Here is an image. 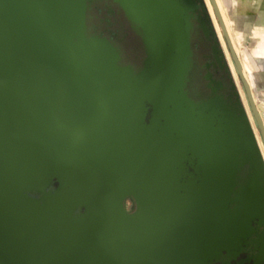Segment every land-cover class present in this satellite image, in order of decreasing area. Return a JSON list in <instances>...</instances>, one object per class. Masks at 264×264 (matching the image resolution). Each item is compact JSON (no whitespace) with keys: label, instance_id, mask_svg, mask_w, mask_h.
I'll list each match as a JSON object with an SVG mask.
<instances>
[{"label":"water","instance_id":"obj_1","mask_svg":"<svg viewBox=\"0 0 264 264\" xmlns=\"http://www.w3.org/2000/svg\"><path fill=\"white\" fill-rule=\"evenodd\" d=\"M111 1L137 69L92 0H0V264H264V160L204 0ZM192 22L226 96L186 91Z\"/></svg>","mask_w":264,"mask_h":264},{"label":"flooded vegetation","instance_id":"obj_2","mask_svg":"<svg viewBox=\"0 0 264 264\" xmlns=\"http://www.w3.org/2000/svg\"><path fill=\"white\" fill-rule=\"evenodd\" d=\"M87 26L91 33L106 38L120 51L122 63L137 69L144 58L140 37L131 28L122 10L111 0H92L87 11ZM191 50L192 65L188 74L186 91L195 101L209 95L206 88L207 73L212 79L226 87L221 93H229L225 69L220 67L214 58L212 40H207L195 22H192ZM129 208V206H128Z\"/></svg>","mask_w":264,"mask_h":264},{"label":"crops","instance_id":"obj_3","mask_svg":"<svg viewBox=\"0 0 264 264\" xmlns=\"http://www.w3.org/2000/svg\"><path fill=\"white\" fill-rule=\"evenodd\" d=\"M223 3L227 8L228 14L232 16L236 23L235 28L236 31L238 30L239 32H237L240 33L242 52L249 59L254 68L253 74L257 80L258 91L263 93L261 85L264 84V0H223ZM258 33L260 35H258ZM249 35H252L251 37L253 38ZM254 36L256 37L254 38ZM254 40L255 43H253ZM229 67L230 69L232 68L231 66Z\"/></svg>","mask_w":264,"mask_h":264},{"label":"bare ground","instance_id":"obj_4","mask_svg":"<svg viewBox=\"0 0 264 264\" xmlns=\"http://www.w3.org/2000/svg\"><path fill=\"white\" fill-rule=\"evenodd\" d=\"M204 3H205V6H206V9H207V12H208V14H209V16L211 18L212 25L214 27V30H215V33H216V36H217L219 42L221 41L220 38L222 39L223 37H225V42L227 44V49H228V55H229L231 60H232V58H231V55H230V52H229V48H228V41H229V43H230V45L232 47V50H233L234 55L236 56V59H237V62H238L239 71H240V73L242 74L243 78L246 81V84L248 86L250 95L252 97L253 104L256 107V110H257V112H258V114L260 116V120H261V122L263 124V121H264V102H262L261 99L258 96V84H257L256 77L253 74L254 73V68H253L251 62L249 61V59L245 56V54H243L244 56H243V60H242L241 58H239V56L236 53V51L239 49V46L242 45L241 40H240V35H239L240 33H238L239 31L237 30L238 31L237 32L236 28H235L236 27V23H235L234 19L232 18V16L230 17V16H228L226 14L227 10H226V6L223 3V0H204ZM239 3H241V2H239ZM240 7H241V5H240ZM238 10H237V12H238ZM234 12H236V11H234ZM239 12H240V10H239ZM258 35H260V34L258 33ZM219 36H220V38H219ZM255 37L256 36H254V38ZM251 38H253V37H251ZM256 42H258V41H256ZM259 42H260V40H259ZM253 43H255V40L253 41ZM226 44H224V45H226ZM251 44H252V42H251ZM220 45H221V48H222L221 42H220ZM248 50H249V48H248ZM223 52H224V50H223ZM225 57H226V54H225ZM232 62H233V60H232ZM233 64H234L235 69H236L237 74H238V69L236 67V64L234 62H233ZM244 108L246 110L250 125L252 127L251 119H250V116H249V112L247 111V108L245 106H244ZM249 110L251 112L250 106H249ZM251 114H252V112H251ZM252 116H253V114H252ZM262 117H263V120H262ZM253 118H254V116H253ZM263 127H264V125H263ZM252 131H253L254 137L256 139V135H255V131H254L253 127H252ZM256 142H257V139H256ZM257 144H258V142H257ZM258 147H259V144H258ZM259 150L261 152L260 147H259ZM261 155H262V158L264 160L262 152H261Z\"/></svg>","mask_w":264,"mask_h":264},{"label":"rangeland","instance_id":"obj_5","mask_svg":"<svg viewBox=\"0 0 264 264\" xmlns=\"http://www.w3.org/2000/svg\"><path fill=\"white\" fill-rule=\"evenodd\" d=\"M226 10H227V8H226ZM226 14H227L228 16H230V15L228 14L227 11H226ZM230 17H231V16H230ZM219 38H220V36H219ZM222 39H223V40H222ZM222 39L220 38V40H221L220 42H221V44H222V48H223V50H224V53L226 54V59H227V62H228V64H229V66L232 67V68L230 69V70H231V73H232V76H233L234 81H235V83H236V86H237V88H238V91H239V94H240L241 100H242L244 106L247 108V111L249 112V116H250V119H251V124H252V127H253L254 131H255V135H256L257 142H258V144H259V147H260L261 152H262L263 157H264V143H263V140H262V138H261V135H260V132H259L258 127H257V125H256V122H255V120H254V118H253V116H252V114H251V112H250V110H249L248 100H247V98H246V94H245V92H244V90H243L242 84H241V82H240V80H239V77H238L237 71H236V69H235V66H234L232 60L230 59V57H229V55H228V49H227V44H226V42H225V37H223ZM224 44H226V45H224ZM225 48H226V49H225ZM235 51H236V50H235ZM238 52H239V53H238ZM236 53H237V55L239 56V58H241V59L243 60V56H244V55H243V52H242V45L239 46V49L236 51ZM240 54H241V55H240ZM241 59H240V60H241ZM261 89H262L263 93H261L260 91H258V96H259V98L261 99V101L264 102V84L261 85ZM262 120H263V117H262ZM263 125H264V121H263ZM128 206H129V205H128Z\"/></svg>","mask_w":264,"mask_h":264}]
</instances>
